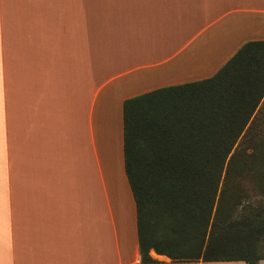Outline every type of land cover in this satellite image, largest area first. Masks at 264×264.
Segmentation results:
<instances>
[{
	"label": "crops",
	"instance_id": "crops-1",
	"mask_svg": "<svg viewBox=\"0 0 264 264\" xmlns=\"http://www.w3.org/2000/svg\"><path fill=\"white\" fill-rule=\"evenodd\" d=\"M251 42L264 0H0V264H144L124 103L210 79Z\"/></svg>",
	"mask_w": 264,
	"mask_h": 264
},
{
	"label": "trees",
	"instance_id": "trees-1",
	"mask_svg": "<svg viewBox=\"0 0 264 264\" xmlns=\"http://www.w3.org/2000/svg\"><path fill=\"white\" fill-rule=\"evenodd\" d=\"M142 262L264 261V42L212 78L124 103Z\"/></svg>",
	"mask_w": 264,
	"mask_h": 264
},
{
	"label": "rangeland",
	"instance_id": "rangeland-1",
	"mask_svg": "<svg viewBox=\"0 0 264 264\" xmlns=\"http://www.w3.org/2000/svg\"><path fill=\"white\" fill-rule=\"evenodd\" d=\"M13 108H12V90L0 88V162L11 163L13 158ZM8 258V256H6ZM7 260H5L4 264ZM244 264V263H229ZM264 264V262L262 263Z\"/></svg>",
	"mask_w": 264,
	"mask_h": 264
}]
</instances>
